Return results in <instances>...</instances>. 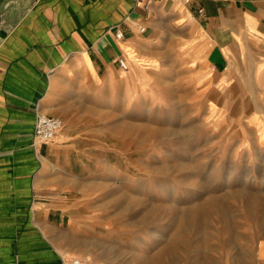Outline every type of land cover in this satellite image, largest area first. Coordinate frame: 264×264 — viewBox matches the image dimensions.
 Instances as JSON below:
<instances>
[{
	"label": "crops",
	"instance_id": "obj_1",
	"mask_svg": "<svg viewBox=\"0 0 264 264\" xmlns=\"http://www.w3.org/2000/svg\"><path fill=\"white\" fill-rule=\"evenodd\" d=\"M168 74L208 96L222 87L228 98L245 89V99H258L264 0L3 3L0 264L79 259L75 236L89 229L80 190L93 170L89 142L96 148L98 137L90 107L123 91L150 98L158 77ZM38 114L60 118L63 128L53 143L34 147Z\"/></svg>",
	"mask_w": 264,
	"mask_h": 264
},
{
	"label": "rangeland",
	"instance_id": "obj_2",
	"mask_svg": "<svg viewBox=\"0 0 264 264\" xmlns=\"http://www.w3.org/2000/svg\"><path fill=\"white\" fill-rule=\"evenodd\" d=\"M183 79L161 75L150 98L123 91L90 107L97 146L89 142L93 170L80 190L89 229L75 236L74 258L138 264L134 254L154 256L175 236L173 223L183 210L213 198L219 209L203 226L187 227L174 258L162 264H264V89L255 100L245 99V89L228 98L222 87L208 96L181 88ZM155 128L160 130L149 132ZM154 167L169 168L164 178L171 186L164 194ZM126 193L157 208L152 223L128 226L140 215L119 207Z\"/></svg>",
	"mask_w": 264,
	"mask_h": 264
},
{
	"label": "bare ground",
	"instance_id": "obj_3",
	"mask_svg": "<svg viewBox=\"0 0 264 264\" xmlns=\"http://www.w3.org/2000/svg\"><path fill=\"white\" fill-rule=\"evenodd\" d=\"M157 130L159 131L160 129L155 128V129H152L149 132L153 133V132H156ZM143 133L144 132H142V134ZM151 133H149V134L151 135ZM180 168H181V165H178L177 169H180ZM151 171L156 176H163V178H161V179L159 178V180H157L158 182L155 183V184H157V188L159 189V191H158L159 194L166 193L169 190V187L171 186V185L166 183L168 181V178H169L167 176V174L169 172V168H166V167H154V168L151 169ZM188 175H186V176L188 177ZM164 176H166L168 178L165 179ZM192 177H193V175H192ZM176 179H178V178H176ZM151 189H153V187H150L148 189V191H150ZM137 192H138V190H137ZM238 194L239 193L236 192V191L234 193H231V195H233L235 197ZM133 196H131V195L127 194V193L126 194H122L121 197L125 198V202L122 205H120L119 207H121L122 211H127V210H130V211L132 210L133 211L134 208H135V212L133 214L134 218H136V216L140 215L138 217L139 219H136V221H134V222L128 223V226L133 227L134 229L138 230V229L142 228V225L147 224V223H152L155 220L154 214H156L157 208L154 207V206H151V207L150 206H144L143 205L144 203H143V200H142L141 197H137L135 195H133ZM131 198H133V199L129 200ZM217 202L218 201H216L215 199L211 198V200H209L208 202L201 203V204H196V205H193L190 208H186L185 210H183V212L180 214V217H176L177 219L173 223V226H177L178 232L175 234V236L171 240L168 241V243L166 245L163 246V248L159 251V253H157L154 256H146V255L141 254V253L140 254L136 253V254H134V260L138 264H162V262H164L167 258L168 259L174 258V256L176 255V252H177L180 244L184 243V241L186 240V229H187V227L193 226L194 224H197V223H198V225L203 226L205 224V221H206V218L208 217L209 212H211L214 209H219V206H218ZM253 208L254 207L252 205V207H251L252 211H253ZM225 225H226V223H225Z\"/></svg>",
	"mask_w": 264,
	"mask_h": 264
},
{
	"label": "built area",
	"instance_id": "obj_4",
	"mask_svg": "<svg viewBox=\"0 0 264 264\" xmlns=\"http://www.w3.org/2000/svg\"><path fill=\"white\" fill-rule=\"evenodd\" d=\"M139 3H146L148 0H136ZM172 1V0H168ZM148 9V6H145ZM144 32L145 28H141ZM117 37L119 39L123 38V33L121 30H117ZM121 67L127 69V64L124 60H119ZM63 128V121L57 117H50L45 114H38L34 126L33 134V144L34 147H38L45 144L53 143L61 129ZM65 264H89L80 259H71L65 262Z\"/></svg>",
	"mask_w": 264,
	"mask_h": 264
},
{
	"label": "water",
	"instance_id": "obj_5",
	"mask_svg": "<svg viewBox=\"0 0 264 264\" xmlns=\"http://www.w3.org/2000/svg\"><path fill=\"white\" fill-rule=\"evenodd\" d=\"M8 0H0V24H1V7L3 5V3H5Z\"/></svg>",
	"mask_w": 264,
	"mask_h": 264
}]
</instances>
